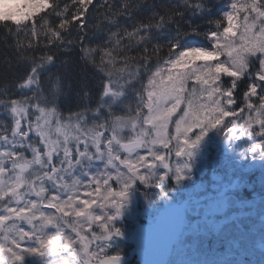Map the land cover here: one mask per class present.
<instances>
[{"label": "snow or ice", "instance_id": "6c2138e0", "mask_svg": "<svg viewBox=\"0 0 264 264\" xmlns=\"http://www.w3.org/2000/svg\"><path fill=\"white\" fill-rule=\"evenodd\" d=\"M0 38L24 66L0 84V264H124L130 192L192 181L213 131L264 161V0H0ZM72 53L98 98L81 85L65 112L72 84L52 69ZM234 219L216 232L243 255Z\"/></svg>", "mask_w": 264, "mask_h": 264}, {"label": "rangeland", "instance_id": "374dc122", "mask_svg": "<svg viewBox=\"0 0 264 264\" xmlns=\"http://www.w3.org/2000/svg\"><path fill=\"white\" fill-rule=\"evenodd\" d=\"M21 1L22 0H8L10 4H17ZM211 133H209L210 138H206L198 152L201 157L200 159L202 160L196 159V170H203L204 167L207 170L211 167L216 168L219 172H224L220 174V178L216 177L213 171L210 173V178L213 181L215 180V186L202 188L201 185H192V180L185 181L176 186L174 189H166L164 195H160L157 193L158 191H150L148 192L149 194L141 190L130 192V202L128 208L124 212L121 220L118 222L124 233L120 246L122 244L129 243V241L132 240L136 228L141 225V223H151L153 217L159 212V210H161L164 204H180L182 202L188 208V219L185 221V226L180 237L174 244L167 264H219V261L221 260H226L229 264H232V262L236 260L233 254L232 256L227 255V257V253L223 255L216 253V255H213V250H209V246L206 245V242L207 239H210L209 244L211 245L215 243H222L220 241L224 239H222L223 237L220 239L218 238L220 234H217L215 226L222 224V222L229 218L230 215L236 219V222L238 219L243 217L245 219V227L249 225L248 218L251 220L257 219V223H259V219L261 221V216L264 215V161L241 159L240 163H235L232 170H228L227 168L230 166L226 165L225 161L233 160V157L231 158L232 150L227 149L222 136L218 135L215 131ZM218 145L220 146L221 151H226V154H228L229 157L225 160L218 159L217 167H213L214 157L209 154L216 151V147ZM224 167L225 169H223ZM224 175L229 177L223 180L222 177ZM220 179L222 183L217 186V182ZM232 185H237L238 189L228 193L230 197L229 205L221 211L219 210L218 204L219 193L226 186ZM153 193H157L158 195L154 196ZM246 194H252L253 199L250 200L249 196H246ZM244 197L246 198L244 199ZM238 201H245L247 203L249 201L250 205L253 204L256 206L248 207L246 203L244 206H237ZM214 205L216 206L215 209L213 208ZM245 206L251 210L248 209L250 211L245 212L247 211V209L244 208ZM235 211H239L240 216L235 214ZM226 215L227 218L225 217ZM236 222H233V224H237ZM250 225L252 226L254 223L251 222ZM258 225L261 227V222ZM228 229L231 233L237 232L236 226L235 228H233V226H229L226 230ZM201 233L203 234V237H206V239L197 241L196 244H202H198L200 247L193 249L195 246L193 242L197 240V236ZM189 235H195V237L189 240ZM263 241L264 240H260L256 243V245L259 246L260 252L264 254V250H262L264 248ZM203 247H207L205 248L206 250H204ZM197 250L199 253L196 252ZM257 252L258 251L247 253L249 257L247 264H251L253 261L255 264L258 263L260 254ZM30 259L31 258H29V260Z\"/></svg>", "mask_w": 264, "mask_h": 264}, {"label": "trees", "instance_id": "16d2710c", "mask_svg": "<svg viewBox=\"0 0 264 264\" xmlns=\"http://www.w3.org/2000/svg\"><path fill=\"white\" fill-rule=\"evenodd\" d=\"M25 2L22 1L21 3ZM43 14V13H42ZM2 39V38H0ZM199 43L202 44H206L207 41H203L200 40ZM7 50L4 49L3 44L0 43V84H3L4 81H7L9 84L14 83L16 80L19 79V77L23 74L24 72V66L23 65H18L15 61V57L9 52L8 54V59L11 61V63H7L5 60V55L4 53ZM62 61H67L66 63H58L56 65V67H54L52 69L53 72H58L61 75H65L68 80L71 82L72 84V88L69 90L67 87L65 89V94L60 97V99L58 100V104L61 107V110L67 112V110L69 109H73L75 110L80 104L84 103L85 101H83L81 99V96L78 95V92L80 90V86L81 85H85L87 86L88 90H89V95L91 96V103L94 106L96 103V100L98 98V81L97 79L93 76V73L91 71L85 72L84 70V66L83 64L79 61L77 55L75 53H72L70 55H64L62 56ZM222 158V157H221ZM215 166V165H214ZM212 168L209 167L208 170H211ZM139 191V190H138ZM159 193V192H157ZM154 194L153 195L157 196L158 194ZM161 195V194H160ZM144 197V195H143ZM249 225L247 227H245V223L243 222L242 224V228L244 229L245 232L248 233V237L245 243V247L247 249V253L249 252H256L258 251L260 256H259V261L261 260V258H264V254L260 252V250L257 248L256 243L259 242L260 240H264V228H261L257 223V221H248ZM253 222L256 227V229H253L250 225V223ZM241 225V224H240ZM235 228V226L233 227ZM250 228V229H249ZM229 230V229H228ZM231 232V231H230ZM233 236L237 235L236 233H232ZM222 235H219L218 238H222ZM217 238V239H218ZM205 240L206 237H203V234L201 233L200 235L197 236V241L199 240ZM224 239V238H222ZM210 239H207L206 245H208L209 250L212 249V253H214L213 255H216V253H219L220 255L226 254L229 256H232V254L235 256L236 260L237 259H243L245 262L248 263V254H241V252L236 249L235 247H231L228 245V243H226L225 239L220 241L222 243L220 244H209ZM225 241V242H224ZM196 242L193 244H195L193 249H197L198 247H200L198 244H202V243H198L196 244ZM264 242V241H263ZM202 247V245H201ZM122 253L123 254L127 249L128 246H120ZM205 248L207 247H203L204 250H206ZM199 250V249H198ZM196 251L197 253H199V251ZM202 250V249H200ZM257 252V253H258ZM225 258V257H223Z\"/></svg>", "mask_w": 264, "mask_h": 264}, {"label": "water", "instance_id": "95a60500", "mask_svg": "<svg viewBox=\"0 0 264 264\" xmlns=\"http://www.w3.org/2000/svg\"><path fill=\"white\" fill-rule=\"evenodd\" d=\"M184 219L182 206H166L153 224L136 230L131 253L142 259V264H166ZM126 261L124 259V263Z\"/></svg>", "mask_w": 264, "mask_h": 264}, {"label": "bare ground", "instance_id": "6f19581e", "mask_svg": "<svg viewBox=\"0 0 264 264\" xmlns=\"http://www.w3.org/2000/svg\"><path fill=\"white\" fill-rule=\"evenodd\" d=\"M212 134V133H211ZM209 138H210V136H208ZM220 148V146H217L216 147V150L217 149H219ZM204 156V155H203ZM204 157H206V156H204ZM201 157L199 156V154H197V157H196V159L197 160H199ZM200 160H202V159H200ZM233 160H235V163L237 162V163H240V160L241 159H239V158H235L234 157V159ZM206 161V160H205ZM235 163L234 164H232L229 168H227L228 170H232V168H233V166L235 165ZM207 167H209V166H207ZM223 169H225V167L223 168ZM221 173H224V172H216V177H219L220 178V174ZM206 173H204V172H201V170L200 171H197V170H195V173H194V176H193V181L194 180H196L192 185H201L202 186V188H210L211 186H215L214 185V181L210 178V175H205ZM222 177V176H221ZM223 179H225L226 178V176L224 175L223 177H222ZM212 180V181H211ZM222 182H221V179L217 182V186H219V184H221ZM138 190H141V191H144L143 189H138ZM147 194H149L148 192H146ZM262 193V192H261ZM249 196V199L251 200V199H253L252 198V194H246V196ZM251 202V201H250ZM180 205L185 209V210H187L188 211V208H187V206H185L182 202L180 203ZM249 206H256V205H253V204H251V205H248V207ZM248 207H246V209H247V211H250L251 209L250 208H248ZM248 209H250V210H248ZM204 210V209H203ZM253 210V209H252ZM226 218H227V215L225 216ZM226 220V219H225ZM190 236V235H189ZM188 236V237H189ZM195 237V235L193 236V235H191L188 239L189 240H191V238H194ZM187 239V240H188ZM188 240V241H189ZM188 243H190V242H188ZM121 244V243H120ZM258 249H259V246L257 247Z\"/></svg>", "mask_w": 264, "mask_h": 264}, {"label": "flooded vegetation", "instance_id": "af4514ba", "mask_svg": "<svg viewBox=\"0 0 264 264\" xmlns=\"http://www.w3.org/2000/svg\"><path fill=\"white\" fill-rule=\"evenodd\" d=\"M135 260L138 262V260H137V259H135ZM136 261H135V262H136ZM132 263H133V262H132ZM135 264H137V263H135Z\"/></svg>", "mask_w": 264, "mask_h": 264}]
</instances>
